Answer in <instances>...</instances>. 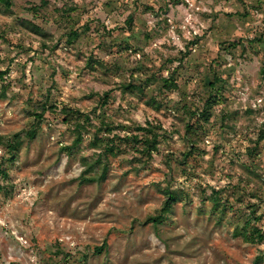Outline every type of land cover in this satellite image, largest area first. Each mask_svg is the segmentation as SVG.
Masks as SVG:
<instances>
[{"label":"rangeland","instance_id":"rangeland-1","mask_svg":"<svg viewBox=\"0 0 264 264\" xmlns=\"http://www.w3.org/2000/svg\"><path fill=\"white\" fill-rule=\"evenodd\" d=\"M12 3H0V134L36 124L31 100L43 97L89 113L96 128L110 122L112 132L101 137H122L147 121L161 123L165 136L146 168L131 165L137 154L125 144L102 158L104 180L84 172L83 158L93 161L100 151L90 144L96 128L67 152L76 133L50 112L15 161L0 148L8 172L0 176V264H264V243L233 235L251 207L264 230V139L247 152L264 130V0ZM68 5L76 8L69 16ZM72 30L79 36L69 43ZM172 71L179 87L165 90L161 77ZM214 72L226 79L227 100L210 122H199L201 148L184 163L186 107H202ZM121 81L143 82L140 98L121 93ZM150 97L159 109L147 104ZM166 187L179 195L172 216L144 223L159 214ZM216 191L227 206L222 218L213 208Z\"/></svg>","mask_w":264,"mask_h":264},{"label":"trees","instance_id":"trees-1","mask_svg":"<svg viewBox=\"0 0 264 264\" xmlns=\"http://www.w3.org/2000/svg\"><path fill=\"white\" fill-rule=\"evenodd\" d=\"M45 2V0H43ZM0 3L4 5L7 9H10L13 5L12 0H0ZM37 10V6H34ZM76 8L74 6L68 5V8L63 9L64 13L68 14V11H74ZM126 24L129 28L133 26V16L130 15L126 19ZM79 36L77 30H72L68 37V42L72 43ZM261 37L258 38L260 40ZM124 48L133 50V45L128 42H124ZM137 50V49H136ZM92 60L89 61V65L92 66ZM102 69H108L106 65L98 61ZM219 63V62H218ZM264 73V68L262 69ZM6 72H0V78L4 76ZM162 88L165 90H173L179 87L175 75V71H172L168 76L161 77ZM141 82V81H140ZM143 82L137 84L135 81H121L117 83V88L123 94H130L134 98H140L141 91L143 89ZM207 94L200 98L202 107L190 108L186 107L187 113L190 115L191 121H187L183 127V136L187 140L189 147L183 153L179 154V158L186 163L188 159L194 156L199 150L203 142L202 139V129L204 128L199 122L208 123L213 116V110L216 106L226 102L227 96L225 95L226 79L222 75H218L214 72L213 77L206 80ZM106 98V97H105ZM48 100V99H47ZM46 98H38L37 100H31L32 109L29 115L34 118L36 124L32 127L23 128L12 134H0V148L3 150L4 159L9 161H15L19 156V152L23 146L25 139H34L41 127V123L45 120V115L47 112L55 114L62 118V120L73 126L76 133L74 142L71 145L63 147L62 150L67 152H73L81 142L84 140L85 132H91L96 128V125L92 123L90 114L84 112L78 108L64 104L63 106H58L57 104H49ZM148 105L153 106L156 109L160 108V103L155 97H150L146 100ZM185 107V106H184ZM113 127L110 122L102 120L99 126L96 128L93 138H91V146L93 148L99 149L97 159L93 161H87L83 158V163L87 165L85 173L98 172V179L104 180L108 173V164L101 163V159H109L110 156H117L123 151V144L132 146L137 154L134 157V162L131 163L133 167L136 168H146L151 162L153 154L159 151L160 138L165 136L162 132L161 123H154L152 121H147L145 125L137 124L130 127L131 132L124 136L115 135L113 137H101V132L111 133ZM166 132V131H165ZM167 137V136H166ZM264 139V130H261L257 139H250V146L247 148V152L253 153L257 150L258 145ZM3 160V159H2ZM170 166V161L167 162ZM0 176L7 177L8 172L3 167V161H0ZM1 189V187H0ZM165 194V200L161 205V209L158 215H149L144 219V223H153L155 226L161 224L166 219L172 216L173 206L179 201L178 191L172 187H166L163 189ZM219 192L212 197L213 208L218 211L221 218L225 215L226 205L221 206V199L219 198ZM253 196H257V192H252ZM249 212L246 215L244 222L238 225L234 231V237H241L245 243L248 244H259L264 243V230L261 229L259 223L262 219V214L257 213L255 208H249ZM107 247V243L104 242L100 246L95 247V253L99 254L103 252ZM86 256V255H85ZM256 259L255 264H258Z\"/></svg>","mask_w":264,"mask_h":264}]
</instances>
